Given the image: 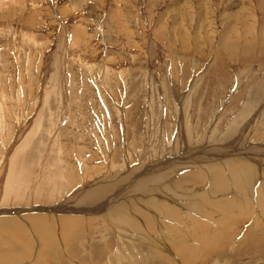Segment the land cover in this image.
<instances>
[{
    "label": "rangeland",
    "instance_id": "obj_1",
    "mask_svg": "<svg viewBox=\"0 0 264 264\" xmlns=\"http://www.w3.org/2000/svg\"><path fill=\"white\" fill-rule=\"evenodd\" d=\"M258 1L0 0V210L14 211L0 218L26 227L0 264H264V166L256 185L237 187L230 163L245 147L264 163ZM133 168L126 180L142 185L119 200L137 229L114 224L111 208L53 210ZM15 172L25 203L6 199ZM144 183L154 188L141 193ZM42 213L75 222L67 239L55 223L53 248L25 217Z\"/></svg>",
    "mask_w": 264,
    "mask_h": 264
},
{
    "label": "bare ground",
    "instance_id": "obj_2",
    "mask_svg": "<svg viewBox=\"0 0 264 264\" xmlns=\"http://www.w3.org/2000/svg\"><path fill=\"white\" fill-rule=\"evenodd\" d=\"M22 1V0H21ZM264 0H260V1H258L259 3H261V5L262 4H264V2H263ZM248 4V3H247ZM246 5V3L244 4V6L240 9V10H238V11H236L235 13H232L233 14V20H235V17L236 18H238L239 17V12L241 13V11H245L246 9H245V6ZM260 6V5H259ZM264 6V5H263ZM262 7V6H261ZM236 9V8H235ZM250 10V9H249ZM247 11L248 10H246V13H247ZM246 13H243V14H246ZM247 15V14H246ZM241 17V16H240ZM247 17V16H246ZM249 17H251V15L249 14ZM242 18H244V17H242ZM237 20V19H236ZM246 20V19H245ZM238 21V20H237ZM239 23V22H238ZM243 23H245V22H243ZM242 23V24H243ZM230 27H232V25H229ZM230 29V28H229ZM232 30V29H231ZM228 32H230L229 30H227ZM224 32H226V31H224ZM262 34H264V32L262 33ZM262 37V36H261ZM31 38V37H30ZM261 45V44H260ZM232 51V50H231ZM236 123V122H235ZM232 124H234V122L232 123ZM235 125V124H234ZM230 126V125H229ZM242 127V126H241ZM229 128V127H228ZM240 129V128H239ZM229 131H231V130H229ZM228 133V132H227ZM242 135V134H241ZM242 138V137H241ZM222 140V139H221ZM236 140V139H235ZM231 142V141H230ZM200 143V142H199ZM239 143V142H238ZM244 144V143H243ZM228 146V145H227ZM227 146L225 145L224 146V148L226 147V149H227ZM240 146V145H239ZM247 146V145H246ZM216 147V146H215ZM222 147V146H221ZM226 149H225V151H226ZM232 149V148H231ZM257 149V148H256ZM259 149V148H258ZM215 150H218L219 151V149H215ZM234 151V150H233ZM235 151H237V154H238V156H236L235 158L236 159H234L233 157V160H231L230 161V163H235V164H237L238 166H235L236 168H237V171H239V173L238 174H236L237 176V179L236 180H232V182H234V185H236L237 187L240 185V183H243V184H245L246 186L247 185H249L250 187L251 186H254V185H256L259 181H257V176H258V178H259V172H260V170H261V166H264V163H263V165H260V162L262 161H259L258 162V160H256V158L254 159V158H250L253 154H251L252 152L250 151V149H248V148H241L240 150H239V148H237V149H235ZM255 151V150H254ZM257 151V150H256ZM207 152V151H206ZM209 152V151H208ZM221 152V151H220ZM259 154V156H260V154H262V153H264V147H260V150H258L257 151ZM216 153H218V152H216ZM231 153V152H230ZM254 153V152H253ZM12 154V153H11ZM209 154V153H208ZM207 154V155H208ZM211 154V153H210ZM221 154V153H220ZM199 155V154H198ZM205 155V154H204ZM212 155H216V154H212ZM218 155V154H217ZM223 155V154H222ZM227 155V154H226ZM230 155H233V154H230ZM255 155V154H254ZM209 156V155H208ZM207 156V157H208ZM225 156V155H224ZM263 156V155H262ZM179 157V156H178ZM213 157H215V156H213ZM161 158V157H160ZM174 158H175V156H174ZM173 158V159H174ZM244 158H246L248 161H251V162H246L245 160H244ZM176 159H177V157H176ZM178 159H180V158H178ZM201 159V158H200ZM203 159H205V158H203ZM228 159V158H227ZM250 159V160H249ZM171 160V159H170ZM222 160V159H221ZM220 160V161H221ZM166 161V160H165ZM169 161V160H168ZM172 161V160H171ZM178 161V160H177ZM182 161H184V160H182ZM207 161V162H206ZM211 161H214V159H212V158H208V159H206L205 160V166H207V165H209V163L208 162H211ZM176 162V161H175ZM187 162V161H186ZM195 162V161H194ZM222 162V161H221ZM255 162H258L257 164L255 163ZM164 163V162H163ZM178 163V162H177ZM188 163V162H187ZM219 163V162H218ZM228 163H229V161H228ZM180 164V163H179ZM178 164V165H179ZM262 164V163H261ZM154 165V164H153ZM157 165H159L158 163H157ZM157 165H154V166H157ZM168 165V164H167ZM176 165V164H175ZM182 165V164H181ZM226 165V164H225ZM171 166V165H170ZM177 166V165H176ZM180 166V165H179ZM24 167V166H23ZM22 167V168H23ZM159 167H160V165H159ZM166 167H168V166H166ZM183 167H185V166H183ZM182 167V168H183ZM191 167V166H190ZM176 168V167H175ZM181 168V169H182ZM228 168V167H227ZM230 168V167H229ZM40 169V168H39ZM146 169V168H145ZM172 169V168H171ZM187 169V168H186ZM126 170V169H125ZM148 170V169H147ZM159 170H162V168L161 169H159ZM173 170H174V167H173ZM183 170V169H182ZM235 170V169H234ZM233 170V171H234ZM44 171V170H43ZM100 171V170H99ZM137 171V169L135 170V168H133L129 173H121V174H119V175H113V176H109L110 178L107 180V181H102V180H104V178L99 182V180L98 181H96L95 182V184L94 183H92V185H91V187H89L88 189H86L85 191L84 190H82V191H79V194L77 193V194H75V193H73L72 195V198L70 197L69 199H66L67 201H66V206H62V204L61 205H59V207L58 208H56V209H53V210H55V212L57 213L58 211H61V212H63V210L62 209H69L70 207H71V209H69V210H71L70 212H74V213H78L79 214V211H77V210H83V209H88L89 211H87V213H91V212H93V213H95V211H98L97 213H103V212H106L107 210H109L110 208V210H111V213L114 211L115 212V214L117 215V217H116V221L114 222V224H116V223H119V224H123V226L124 225H126V227H134V228H136L137 227V219H136V216H134L133 215V212L129 209V207L130 206H128V204H129V202H126L127 200H124V201H120L119 199L121 198V196L123 195L124 196V194H125V191L128 189L129 190V187H130V183H132V182H134V181H132V180H135V184L134 185H136L137 184V186L138 185H142L141 183H140V181H137V175H136V177L135 178H133L132 180H131V182H129V180H126L127 178L126 177H128V178H132L133 176H134V174H135V172ZM150 171V170H149ZM163 171V170H162ZM181 171V170H180ZM10 172H11V170H10ZM98 172V171H97ZM140 172H141V170H140ZM152 172V171H151ZM151 172H149V174L151 173ZM158 172V171H157ZM165 172V171H164ZM222 172V171H221ZM16 173V172H15ZM14 173V174H15ZM38 173V172H37ZM159 174L157 175L158 177L157 178H155L157 181H158V178L159 177H161L162 176V173L163 172H158ZM170 173V172H169ZM25 173H20V172H17L15 175H13L12 174V176H9L10 177V179H9V181H8V186H6V193L5 194H7L6 195V199H8L9 201H11V200H13L14 202L15 201H17V202H24V201H28L30 198H31V194H29V191L27 190L28 188H30V186L28 187V184L29 183H26L27 182V178H26V176L24 175ZM27 174V173H26ZM45 174V173H44ZM148 174V172H145V173H143V175L140 173V176L142 177V179L144 178V180H145V177L144 176H146ZM185 174V173H184ZM29 175V174H28ZM32 175V174H31ZM38 175V174H37ZM161 175V176H160ZM165 175V174H164ZM222 175V174H221ZM36 176V175H35ZM139 176V177H140ZM148 176V175H147ZM155 176V175H154ZM153 176V177H154ZM185 176V175H184ZM187 176H190V175H188L187 174ZM194 176V175H193ZM235 176V175H234ZM8 177V178H9ZM24 177V178H23ZM34 177V176H33ZM44 177V176H43ZM107 178H108V176H106ZM138 177V178H139ZM151 177H152V174H151ZM150 176H149V179H153V180H151L153 183H156L157 181H155V179L154 178H151ZM166 177H168V176H166ZM200 177V176H199ZM4 178V177H3ZM32 178V177H31ZM161 178H163V177H161ZM160 178V179H161ZM186 177H184V179H185ZM189 178V177H188ZM235 178V177H234ZM148 179V180H149ZM159 179V180H160ZM225 179V178H224ZM241 179V181H239ZM25 180H26V182H25ZM47 180V179H46ZM147 180V179H146ZM32 181V180H31ZM41 181H43V180H41ZM125 181H128V182H126L125 183ZM195 181H197V180H195ZM199 181H200V179H199ZM11 182V183H10ZM34 182V181H33ZM122 182V183H121ZM148 182V181H147ZM187 182V181H186ZM4 183V182H3ZM32 183V182H31ZM125 183V184H124ZM146 183V182H145ZM144 183V184H145ZM149 183H151V182H149ZM173 183V182H172ZM10 184H11V186H10ZM160 184V186L161 185H163L164 187L166 186V180H165V178H164V180H162L161 179V181H159V183H158V185ZM215 184H217V183H215ZM6 185V184H5ZM90 185V184H89ZM86 186V185H85ZM84 186V187H85ZM115 186H117L116 187V189L118 188L119 189V191L117 192V190L115 191L114 189H115ZM173 185H171V187H172ZM241 186V185H240ZM28 187V188H27ZM138 187H140V186H138ZM163 187V188H164ZM170 187V186H169ZM5 188V187H4ZM27 188V189H26ZM152 188H154V186L152 185V184H145V186L144 187H142L141 188V190L140 191H142L141 193H147V192H149ZM161 188V187H160ZM162 188V189H163ZM262 188V187H261ZM261 188H258L260 191H261ZM26 189V190H25ZM167 189V188H166ZM173 189V188H172ZM171 189V190H172ZM127 190V191H128ZM132 190V189H131ZM134 190V189H133ZM138 190H139V188H138ZM158 191H159V189H157ZM132 192V191H131ZM135 192V191H134ZM161 191H159V193H160ZM163 192V191H162ZM175 192V191H174ZM4 194V195H5ZM136 194V193H135ZM202 194V193H201ZM30 195V196H29ZM141 195V194H140ZM148 195V194H147ZM146 195V196H147ZM178 195V194H177ZM177 195H176V197H177ZM203 195H205V194H203ZM262 195H263V197H264V188H263V192H261V194H260V197H262ZM45 196H49V192H47V195H45ZM139 196V195H138ZM170 196V195H169ZM125 197V196H124ZM127 197V196H126ZM148 197V196H147ZM154 197H156V196H154ZM153 197V198H154ZM74 198V199H73ZM145 198V197H144ZM149 198H152L151 196H149ZM172 198V197H171ZM202 198V197H201ZM201 198H200V200H201ZM123 200V199H122ZM153 200V199H152ZM142 201V200H141ZM173 201H175V200H173ZM229 202H230V200H229ZM25 203V202H24ZM71 203H72V205H71ZM131 203V202H130ZM177 203V202H176ZM179 203V202H178ZM69 204H70V206H69ZM197 204V203H196ZM195 204V205H196ZM80 205H81V207L83 208H80ZM133 205V204H132ZM135 205V204H134ZM194 205V206H195ZM199 205H201V204H199ZM259 205H261V204H259ZM128 206V207H127ZM231 206V205H230ZM264 206V205H263ZM62 207H66V208H62ZM200 207V206H199ZM14 208V207H13ZM36 208V207H35ZM42 208V207H41ZM46 208V207H45ZM44 208V209H45ZM229 208V207H228ZM34 209V208H33ZM133 209V208H132ZM197 209V208H196ZM7 210V209H6ZM10 209H8V211H4V210H0V213H6V214H11V213H13L14 214V211L11 209L10 211H9ZM39 210V209H38ZM43 210V209H42ZM46 210V209H45ZM94 210V211H93ZM198 210V209H197ZM23 211V210H22ZM28 211V210H27ZM40 211V210H39ZM44 211V210H43ZM45 212V211H44ZM49 212V211H48ZM53 212V211H52ZM60 212V213H61ZM70 212H68V213H70ZM23 213V212H22ZM54 213V212H53ZM55 213V214H56ZM108 213H110V212H108ZM107 213V214H108ZM19 214V213H18ZM46 214H48V213H42V214H39V215H27L26 214V218L31 222V225H32V228L35 230V231H39L40 232V234L42 235V237L43 238H41V239H44L45 240V242H46V245H47V247H48V249L49 248H51L52 247V245H53V243H55L56 241V237H55V232L54 231H56L57 230V228H56V230H55V223L57 224H59V226H61L60 228V230L62 231V234H63V236H64V239H67L68 238V232L70 231L69 229H72L73 227H75L74 225H75V222H72V219L71 218H69L68 216H55L56 218H53V216H51V215H46ZM107 214H105L104 213V215L103 216H106ZM172 214V213H171ZM58 215V214H57ZM192 215V214H191ZM10 216V215H9ZM173 216V215H172ZM188 216V215H187ZM6 217V216H5ZM115 217V216H114ZM26 218H23L22 220H25ZM82 217H81V215L79 216H77V217H73V219H76V222H78L80 219H81ZM187 218H189V217H187ZM208 219V218H207ZM21 220V219H20ZM19 219H18V221L17 220H15L14 218H10V217H7V218H0V260H3V261H9V260H11L12 258H14V257H16L15 256V254H16V251H17V248H19L18 246H20V244H18V242H17V239L15 238V237H13V235H18V233H22L23 231H25L26 229V227L23 225L24 223L22 222V221H20ZM83 220V219H82ZM192 220H194V219H192ZM205 220V219H204ZM20 221V222H19ZM140 221V220H139ZM142 221V220H141ZM199 222V221H198ZM205 222V221H204ZM139 223V222H138ZM141 223V222H140ZM139 223V224H140ZM202 223V222H201ZM203 224V223H202ZM205 224V223H204ZM232 224H233V222H232ZM197 225V224H196ZM199 225H200V222H199ZM72 226V228H70ZM122 226V225H121ZM206 226H208V224H206ZM205 226V227H206ZM121 228V227H120ZM63 229H65V231H63ZM128 229V228H127ZM137 229V228H136ZM201 229V228H200ZM203 229H204V227H203ZM225 230H227V229H225ZM181 231V230H180ZM8 232H10V233H8ZM38 233V232H37ZM39 234V233H38ZM126 234V233H125ZM122 236V235H121ZM46 237H48V239H49V243L51 244H49V243H47V241H46ZM218 237V236H217ZM122 238H124V237H122ZM126 239V238H125ZM219 239V238H218ZM132 240V239H131ZM65 241V240H64ZM178 243V242H177ZM186 245V244H185ZM158 246V245H157ZM183 246V245H182ZM189 246V248H191L190 247V245H188ZM46 248V247H45ZM53 248V247H52ZM185 248V247H184ZM183 248V249H184ZM181 250V249H180ZM189 250V249H188ZM183 251V250H182ZM185 253V252H184ZM187 253V252H186ZM183 254V253H182ZM162 255V254H161ZM20 256V255H19ZM162 257H163V255H162ZM14 261V260H13ZM38 262V261H37ZM41 262V261H40ZM36 264H38V263H36ZM171 264H173V263H171ZM175 264V263H174Z\"/></svg>",
    "mask_w": 264,
    "mask_h": 264
}]
</instances>
